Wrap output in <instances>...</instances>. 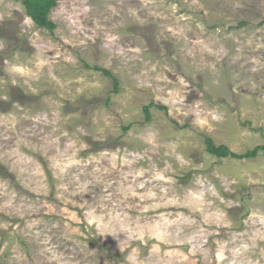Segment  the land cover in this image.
<instances>
[{
  "label": "rangeland",
  "instance_id": "rangeland-1",
  "mask_svg": "<svg viewBox=\"0 0 264 264\" xmlns=\"http://www.w3.org/2000/svg\"><path fill=\"white\" fill-rule=\"evenodd\" d=\"M23 1L0 0V264H264V153L205 145L264 144L261 0H65L54 32ZM194 98L225 119L194 128Z\"/></svg>",
  "mask_w": 264,
  "mask_h": 264
},
{
  "label": "clouds",
  "instance_id": "clouds-1",
  "mask_svg": "<svg viewBox=\"0 0 264 264\" xmlns=\"http://www.w3.org/2000/svg\"><path fill=\"white\" fill-rule=\"evenodd\" d=\"M259 10L264 13V0H261V2L258 4ZM185 63L189 64L190 70L186 73L188 77H192L195 74H197L200 69L199 66L196 65L195 62H188L185 61ZM40 64H37V68H40ZM12 72L18 73L20 75H24L29 71L26 65H14L10 69ZM177 79H180L182 82L184 80L183 76H178ZM215 81H213L212 84H210L209 89L211 90L213 87H215ZM195 91V89H194ZM199 95V94H198ZM259 104L255 107H253V111L257 115L258 118H264V94L260 95L258 97ZM183 110L185 115H194L195 118L192 120V124L194 128H203L206 124H213L217 121H223L225 119L226 113L217 107H212L207 104H205L203 107L200 106V101L197 98H194L191 102V106H186L183 102V100L178 99V106H174L173 111L175 113H180ZM171 114V113H170ZM138 135L141 138H146L147 133L140 132ZM209 165L201 164V168L210 167ZM216 173H210V175H215ZM190 184L195 185L197 190L199 191H206L211 196H217V186L214 184L211 179L209 178V175H201L197 174L193 176L192 181H190ZM225 190H227V187L225 186ZM87 216V213H85Z\"/></svg>",
  "mask_w": 264,
  "mask_h": 264
},
{
  "label": "trees",
  "instance_id": "trees-1",
  "mask_svg": "<svg viewBox=\"0 0 264 264\" xmlns=\"http://www.w3.org/2000/svg\"><path fill=\"white\" fill-rule=\"evenodd\" d=\"M65 0H24L23 6L26 10V15L31 19L40 29H45L50 32H54L57 25L51 20V14L61 2ZM89 68V65H86ZM95 70L102 72L105 76L110 78L113 82L114 92L120 91V80L113 72L108 69L101 67H94ZM155 104H150L144 107V113L147 120L152 119L151 109L155 107ZM161 110H166L165 107L157 106ZM206 151L219 159H237V160H248L255 159L261 153H264V144L246 152L245 154H237L230 150L229 147L225 145L218 146L212 138H207L205 140ZM120 256V255H118Z\"/></svg>",
  "mask_w": 264,
  "mask_h": 264
}]
</instances>
